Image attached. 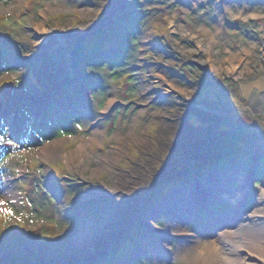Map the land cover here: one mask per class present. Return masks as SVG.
<instances>
[{"label": "rangeland", "instance_id": "374dc122", "mask_svg": "<svg viewBox=\"0 0 264 264\" xmlns=\"http://www.w3.org/2000/svg\"><path fill=\"white\" fill-rule=\"evenodd\" d=\"M0 137V264H196L264 208V0H0Z\"/></svg>", "mask_w": 264, "mask_h": 264}, {"label": "bare ground", "instance_id": "6f19581e", "mask_svg": "<svg viewBox=\"0 0 264 264\" xmlns=\"http://www.w3.org/2000/svg\"><path fill=\"white\" fill-rule=\"evenodd\" d=\"M49 146H55V143L52 142ZM238 191L243 192L241 184ZM237 198L239 199L238 196ZM255 214L259 218L255 217L257 219H254ZM263 219L264 208L257 207L246 218L239 222H233L230 225L231 228H224L219 233L217 232L214 239L197 242V246L200 245L201 250L193 251L194 262L196 264H206L207 262L213 264H264V221L263 223L261 221Z\"/></svg>", "mask_w": 264, "mask_h": 264}, {"label": "trees", "instance_id": "16d2710c", "mask_svg": "<svg viewBox=\"0 0 264 264\" xmlns=\"http://www.w3.org/2000/svg\"><path fill=\"white\" fill-rule=\"evenodd\" d=\"M36 124H39L38 123V120H37V123ZM51 124V123H50ZM48 124V123H42V124H40V127H39V132L42 134V138H48L49 136H51V134H49L48 132H47V130H49V128H52L53 127V125L51 124ZM175 151V150H174ZM108 230V232H110V234H111V232H113L111 229H107Z\"/></svg>", "mask_w": 264, "mask_h": 264}, {"label": "snow or ice", "instance_id": "6c2138e0", "mask_svg": "<svg viewBox=\"0 0 264 264\" xmlns=\"http://www.w3.org/2000/svg\"><path fill=\"white\" fill-rule=\"evenodd\" d=\"M3 137H0V140H2ZM4 203H6L5 201H0V205H3ZM0 211L3 212L4 215L6 216H11L12 215V210L8 209V208H0Z\"/></svg>", "mask_w": 264, "mask_h": 264}]
</instances>
